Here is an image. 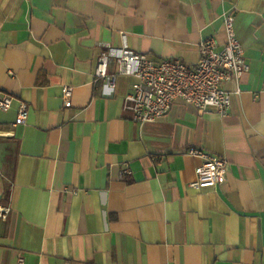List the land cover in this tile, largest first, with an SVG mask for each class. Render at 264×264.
Listing matches in <instances>:
<instances>
[{
	"label": "crops",
	"instance_id": "1",
	"mask_svg": "<svg viewBox=\"0 0 264 264\" xmlns=\"http://www.w3.org/2000/svg\"><path fill=\"white\" fill-rule=\"evenodd\" d=\"M226 13L250 67L226 115L177 99L140 123L138 79L116 58L115 87L96 79L108 47L196 65ZM1 94L0 264H264V0H0ZM191 146L228 161L225 183L190 186Z\"/></svg>",
	"mask_w": 264,
	"mask_h": 264
},
{
	"label": "built area",
	"instance_id": "2",
	"mask_svg": "<svg viewBox=\"0 0 264 264\" xmlns=\"http://www.w3.org/2000/svg\"><path fill=\"white\" fill-rule=\"evenodd\" d=\"M224 28L227 40L221 48L216 37L206 38L201 43V58L194 66H188L179 58L156 59L146 53H139L124 47H108L97 64V80L107 81L115 87L117 75L109 74V66L116 58L120 73L134 75L138 81L125 97L124 107L132 118L140 123L153 122L167 115L177 99L194 105L199 114H205L215 108L226 115L232 105V94L226 89V83L239 84L249 72L245 49L235 28L233 13L224 15ZM237 92L240 89L237 88ZM66 106L71 105L73 88L63 87ZM14 98L0 95V109H11ZM28 106L22 103L19 109L18 123H25ZM187 154L200 158L203 163L196 169V179L190 186L196 190L217 187L227 181L228 161L208 153L201 148L191 146ZM11 208L0 205V218L7 219ZM18 264H25L20 257Z\"/></svg>",
	"mask_w": 264,
	"mask_h": 264
}]
</instances>
